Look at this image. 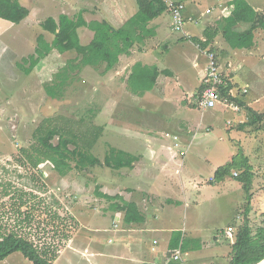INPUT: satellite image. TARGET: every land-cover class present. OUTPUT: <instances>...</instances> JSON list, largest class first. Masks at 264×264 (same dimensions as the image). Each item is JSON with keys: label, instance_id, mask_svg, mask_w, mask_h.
I'll return each instance as SVG.
<instances>
[{"label": "rangeland", "instance_id": "rangeland-1", "mask_svg": "<svg viewBox=\"0 0 264 264\" xmlns=\"http://www.w3.org/2000/svg\"><path fill=\"white\" fill-rule=\"evenodd\" d=\"M198 1L201 8L213 3L212 0ZM0 20L4 24L10 23L1 17ZM169 20L166 10L147 22L148 37L144 48L139 47L138 42L132 46H138L144 52L145 62L136 61L137 66L131 63L130 67H122L117 76L109 75L112 78L110 82L109 71L104 65L83 66L79 55V60L75 61V51L68 59L63 57V61L56 55L51 59L41 58L29 71L32 60L28 57L35 53L34 43H25V46L19 39L17 43L13 40L6 42L5 46L0 41L2 233L16 232L39 247L58 249L53 264H98V252L113 248L118 241L112 231L114 215H108L113 201L100 197L97 192L105 190L110 182L119 186L123 194L128 186H132L129 167L116 169L105 163L111 148H136L144 154L147 162L152 163L151 149L158 150L162 146L153 142L156 138L151 139V136H158L161 141L169 143L176 142L175 146L182 142L183 145L175 150H184L186 155L181 160L174 158L173 167L184 169L181 175L185 182L194 181L197 177V181L205 182L202 183L204 185H210L207 181L213 178L214 171L225 164L226 153L240 159L246 156L240 142L243 139H239L243 134H230V129H224L238 112L199 108L203 94L200 82L205 66L195 65L201 57L193 41L181 40L179 36L186 35V31L200 33L203 25L200 22L191 27L185 24L184 31L176 32ZM13 25L10 23L9 26ZM17 30L9 29L11 33L8 36ZM34 30L27 31L32 36L39 32ZM52 38L50 35L49 39ZM219 40L223 43L222 37ZM213 49L218 56L224 52L221 44ZM56 52L59 51L54 49ZM130 53L127 50V55ZM221 56L222 72L232 82L234 95L245 103L256 99L255 109L264 114V73H259L264 67V30L256 31V53L252 55L256 57L241 52L230 66L229 59L232 58L228 53ZM133 69L137 75L131 71ZM156 69L169 71L167 75L160 74L157 83L153 80ZM53 84L60 86L59 90L56 89L57 97L48 93ZM246 106L241 105V114L248 119ZM202 112L205 114L203 129L190 140L189 135L196 128L192 115ZM184 119L191 120L190 124L179 129ZM208 124L211 126L207 130ZM238 125L239 122L233 123L231 128L237 129ZM246 127L250 128V135L256 129V163L250 156L246 162L248 166L243 163L234 172L239 175L250 168L254 172L252 187L248 192L238 177L229 175L225 181L216 183L215 191L210 193L212 200L197 199L198 202L192 205L188 210L191 215L187 220L188 227L191 229L197 224V229L208 230L211 240L201 252L185 256L190 264H207L212 256L220 258L214 264H229L231 249L217 244L218 240L226 242L231 238H221L218 231L227 229L229 225L238 231L246 222L256 228L264 220V117ZM47 130L57 133L52 139L54 143H58L61 135L70 137L81 150L95 155L102 164L83 170L73 167L64 174L59 172L42 152L44 149L39 137ZM156 156L158 159L166 157ZM155 167L158 168L157 165ZM180 213L179 223L182 225L185 210L180 209ZM99 226L101 229L97 232ZM66 232L70 233L67 240ZM0 264L33 263L21 252H14ZM104 264L109 263L105 261Z\"/></svg>", "mask_w": 264, "mask_h": 264}, {"label": "crops", "instance_id": "crops-1", "mask_svg": "<svg viewBox=\"0 0 264 264\" xmlns=\"http://www.w3.org/2000/svg\"><path fill=\"white\" fill-rule=\"evenodd\" d=\"M21 4L26 6L29 9V15L25 19H23L20 23H13L9 21L11 24H15L10 27L9 24H4L0 20V41L1 44L7 46L6 42L14 41L17 43V40L22 39L24 45L25 43H34L33 49L36 48L37 37L39 35H44L47 42H51L52 39L50 35L54 37V34L43 29L41 26V22H43L48 17H54L56 19L59 18L60 15L65 14L70 17L75 18H83L87 23L94 21H106L114 28H120L126 24V22L133 17L138 9L139 5L137 0H19ZM167 4L168 1H181L186 5L185 8V16H186V24H189L190 27L194 26L198 22L203 25V29L200 33L191 34V38L189 39L185 35H180L179 39L181 40H190L193 41L195 49H197L200 53L199 61H195V65H204V73L206 69V58L202 54L200 48L197 46L198 43L206 41V33L213 34L215 33L214 39L212 42L207 45L208 48L213 49L218 44L223 46L224 52L219 54L218 59L219 63L222 59V54L228 53L229 57L232 58L230 61V66L233 63L236 55H240L241 52L247 53L249 55H253L256 53V31H255V45L251 48H243V49H233L229 43L226 42L222 28L225 24L226 18L231 14L233 5L231 4L232 0H212V4H207L204 8L200 7V3L198 0H164ZM248 2L257 9L264 10V1L263 0H248ZM168 10V9H167ZM169 12V11H168ZM170 15V14H169ZM6 20V19H4ZM8 21V20H6ZM160 23V22H159ZM154 23V24H159ZM172 25L171 17L168 22ZM147 22L143 25L145 31L147 32V36L142 41L138 42L139 47L144 48V43L148 37V30L146 28ZM161 25V24H160ZM162 26V25H161ZM249 23H239L236 26V29L239 31H245L249 28ZM25 28L26 30H22ZM9 29L14 30L18 29L16 32H13L12 36H8L11 31ZM35 29V30H34ZM27 30L39 31L38 34L35 32L32 34ZM212 30V31H211ZM24 31V33H21ZM154 32V31H153ZM177 32V31H176ZM186 33H190L186 31ZM78 35L80 38V42L84 45L90 43V41L94 37V31L88 27L87 25H81L78 28ZM185 37L186 39H183ZM222 37L223 43H220L219 38ZM5 42V43H4ZM9 45V43H8ZM32 46V45H31ZM35 50V49H34ZM131 51V53H130ZM215 51V50H214ZM72 51L66 52H56L54 53V49H52L45 57L47 59H51L55 55L63 61V59H68ZM130 54L127 55V52L120 56V59L115 69L109 70L108 76L111 77L117 76L116 74L121 71V68L124 66L130 67V64L137 66L135 62L140 61L141 64L144 63V52L137 47L130 48L128 50ZM77 53V52H76ZM75 53L76 58L78 54ZM31 54V53H30ZM148 54V53H147ZM44 57V58H45ZM64 57V58H63ZM253 58L256 56H252ZM79 60V59H78ZM66 63V62H65ZM131 65V67L133 66ZM254 65V64H253ZM252 65V66H253ZM88 66L90 65H83ZM233 66V65H232ZM222 69V65L220 64ZM167 70V69H164ZM133 71L134 75H137L136 70ZM168 71V70H167ZM223 71V69H222ZM231 71V69H230ZM234 71V70H232ZM264 73V67L259 70ZM235 72V71H234ZM255 72V71H254ZM253 72V73H254ZM114 73V74H112ZM161 75H167L165 72L161 73ZM107 76V77H108ZM109 76V77H110ZM110 77L109 82L112 80ZM160 75L158 76L157 81L159 80ZM203 77L201 79V87L203 85ZM252 77V76H251ZM228 79V78H227ZM229 80V79H228ZM156 81V83H157ZM232 83V82H231ZM134 84V82L132 83ZM199 84V85H200ZM233 85V84H232ZM118 88V86H116ZM130 89V87H129ZM234 89V87H233ZM232 89V93L234 92ZM246 93V89L243 90ZM234 94V93H233ZM245 102V101H244ZM175 102L174 104H176ZM247 106L256 108V99L255 100H247ZM176 106V105H175ZM199 108L204 109H231L233 112H238L236 117H231L233 120L228 121V126L224 127V129H230V134L242 133L239 139H243L240 141L243 146V153L248 157L253 156L256 163V129L250 135L248 131L250 128L246 127L244 130H239V125L247 122V116L241 114V106L239 110H233L228 107L225 103H219L214 108H203L199 104ZM197 109V108H194ZM256 110V109H255ZM190 114L189 112H187ZM218 113L220 111L218 110ZM191 115V114H190ZM205 114L202 112L200 115L194 116L192 115V120L194 119L196 122V130L194 129L193 133H190L189 138L192 140L196 132L203 129L204 126V118ZM236 120V121H235ZM189 119H184L179 124V129H183L184 126L190 124ZM239 122L238 128H231L233 123ZM229 124L231 126H229ZM235 125V124H234ZM209 126L207 125L206 129L208 130ZM139 133V132H137ZM233 137V136H232ZM156 138V139H155ZM163 138V137H162ZM174 138L178 139V137ZM153 142H158L161 144L162 148L151 149L152 154L150 159L152 163L147 162L143 153H140L138 149L132 148L122 149L131 155L136 156L130 172V178L132 179V186H128L123 194L119 189V186H115L113 182H110L109 188L104 187L105 190H101L104 193H108L110 195H120L125 202H129L135 204L136 208L143 216L142 221H126L125 214L122 211H115L113 209L108 210V215L113 216L114 227L112 229L115 234L116 244L113 248H104L102 251L98 252V257L94 258L98 261V264H104L105 261H108L109 264H190L188 260H186L185 256H191L195 252H201L206 244H208L211 240L209 231L197 229L199 225H194L191 229L188 227L187 220L189 219L188 210L192 208L194 203H197V199L204 200H212L213 196L210 195L213 189H215V185L217 182L213 181V178H210L207 182L210 185H204L197 181V177L194 178V181L189 180L185 182L182 178L183 168L173 167L172 160L174 158L180 159L179 153L184 152L186 155V151L180 150L176 151L175 148L179 147L175 146L176 142L169 143L168 141H161L160 137H152ZM190 142V141H189ZM244 142V143H243ZM173 143V144H172ZM226 149H228L227 145H224ZM121 149V148H120ZM178 149V148H177ZM250 150V151H248ZM175 151V152H174ZM254 152V153H252ZM156 155L166 156L164 158H159ZM233 154L226 153V162L225 164L231 162L233 160ZM181 160V159H180ZM183 161V160H182ZM224 164V165H225ZM158 166L156 168L155 166ZM217 170V169H216ZM215 170V171H216ZM234 169V171H236ZM214 171V174H215ZM235 173V172H234ZM234 176H238L235 175ZM138 177L140 181L137 180ZM228 177V176H227ZM148 178H152L151 181H148ZM226 178V177H225ZM222 181H225L222 180ZM218 184V183H217ZM117 190V191H115ZM197 194V197L195 195ZM200 198V199H199ZM204 199V200H203ZM180 209L185 210L184 222L179 223L181 213ZM195 216V214H193ZM242 218V217H241ZM101 226L98 227L97 232L100 231ZM233 227L232 231H229L228 228ZM227 229H222L225 233L223 237L231 238V241H221L218 240V247L226 248L229 247L231 249V243L235 239L236 232L235 227L233 225H229ZM218 231V230H217ZM220 230L218 231V233ZM226 234V235H225ZM212 235V234H211ZM219 234H217L218 236ZM177 237H180V242L177 246L174 247V243ZM215 237V236H214ZM225 237V238H226ZM111 241V239H110ZM157 241V243H155ZM225 246V247H224ZM174 253H179L181 258L175 259L173 257ZM229 253V252H228ZM219 257V256H218ZM214 258V256L210 257V261L207 264H214V261H219L220 258ZM197 259V258H196ZM201 260H209L205 258H198ZM97 264V263H96Z\"/></svg>", "mask_w": 264, "mask_h": 264}, {"label": "trees", "instance_id": "trees-1", "mask_svg": "<svg viewBox=\"0 0 264 264\" xmlns=\"http://www.w3.org/2000/svg\"><path fill=\"white\" fill-rule=\"evenodd\" d=\"M137 2L139 5L137 13L120 28H114L106 21L87 23L83 18H73L65 14L60 15L58 19L48 17L41 22V26L53 33L54 37L51 42H47L44 35L37 37L38 44L35 53L28 57L32 60L29 71L52 49H57L60 52L75 51L80 56L82 65H104L105 70L109 71L118 63L120 56L126 53L135 42L145 39L147 32L143 25L168 9L164 0H137ZM231 4L233 9L222 28L223 36L233 49L251 48L255 45V31L258 29L264 30V10L255 8L248 0H232ZM28 15L29 9L21 4L19 0H0L1 18L13 23H20ZM243 22L249 23V28L245 31L237 30L236 26ZM81 25H87L94 31L93 39L86 45L80 42L78 35V28ZM214 36L215 33H206V41L201 42V46L207 47ZM183 39L186 38L183 37ZM77 59L79 58L76 57L75 61ZM164 72L169 73L167 70L159 71L156 69L153 80L156 81L158 76ZM56 89H60L58 84L50 85L48 93L57 97ZM232 89L233 85L228 80L226 86L220 87V92L222 96L243 106L245 102L235 96ZM201 90H204V86L201 87ZM246 110L248 121L239 125L240 130H244L247 124L260 122L264 117L263 113L250 106H246ZM258 128L259 126L256 127V129ZM44 134L39 137L40 144L44 149L42 152L59 172L64 174L73 167L83 170L102 164L98 157L86 150H81L72 138L61 135L58 143H54L52 139L57 134L55 131L47 130ZM71 145H74V148H71ZM135 158L136 156L124 150L111 148L109 154L106 155L105 163L116 169L132 167ZM242 159L243 161H241ZM242 159L234 157L231 162L218 167L213 181L219 182L224 180L225 177L233 175L234 169L243 163L245 165L248 161L247 156H243ZM237 177L244 183V188L249 192L252 187L254 172L247 168L244 173L239 174ZM97 193L102 198L112 200L109 209L124 212L126 221L143 220V216L135 204L125 202L120 195H110L100 190ZM64 236L67 240L70 238V233L66 232ZM179 242L180 237H177L174 247ZM14 252H21L33 264H53L58 249L50 246L39 247L32 240L16 232L2 233L0 231V261L5 260ZM262 259H264V220L259 222L256 228L246 222L236 232L235 239L231 243L229 264H257Z\"/></svg>", "mask_w": 264, "mask_h": 264}, {"label": "built area", "instance_id": "built-area-1", "mask_svg": "<svg viewBox=\"0 0 264 264\" xmlns=\"http://www.w3.org/2000/svg\"><path fill=\"white\" fill-rule=\"evenodd\" d=\"M167 8L171 17L173 29L177 32L184 31L187 20L185 16L186 5L181 1H168ZM185 34L189 39L191 38L190 33L185 32ZM197 46L206 58V69L203 77L204 90L199 101L200 106L203 108H214L219 103H225L233 110H239L240 108L235 102L222 96L220 92V87L226 86L228 80L222 72L217 53L208 47H202L201 43H198ZM184 156L185 153L182 151L179 153L178 157L184 159ZM234 174L238 175L237 172ZM228 230L232 231L233 227H229ZM224 233L223 230H220L219 232L221 236H224ZM155 243H157V241H155ZM173 257L175 259L181 258L179 253H174Z\"/></svg>", "mask_w": 264, "mask_h": 264}, {"label": "bare ground", "instance_id": "bare-ground-1", "mask_svg": "<svg viewBox=\"0 0 264 264\" xmlns=\"http://www.w3.org/2000/svg\"><path fill=\"white\" fill-rule=\"evenodd\" d=\"M259 264H264V260L262 262H260Z\"/></svg>", "mask_w": 264, "mask_h": 264}, {"label": "water", "instance_id": "water-1", "mask_svg": "<svg viewBox=\"0 0 264 264\" xmlns=\"http://www.w3.org/2000/svg\"><path fill=\"white\" fill-rule=\"evenodd\" d=\"M264 259H262L261 261H259L257 264H259L260 262H262Z\"/></svg>", "mask_w": 264, "mask_h": 264}]
</instances>
